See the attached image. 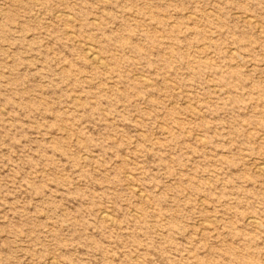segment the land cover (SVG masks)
I'll list each match as a JSON object with an SVG mask.
<instances>
[{
  "label": "rangeland",
  "instance_id": "rangeland-1",
  "mask_svg": "<svg viewBox=\"0 0 264 264\" xmlns=\"http://www.w3.org/2000/svg\"><path fill=\"white\" fill-rule=\"evenodd\" d=\"M262 169L264 0H0V264H264Z\"/></svg>",
  "mask_w": 264,
  "mask_h": 264
},
{
  "label": "bare ground",
  "instance_id": "bare-ground-1",
  "mask_svg": "<svg viewBox=\"0 0 264 264\" xmlns=\"http://www.w3.org/2000/svg\"><path fill=\"white\" fill-rule=\"evenodd\" d=\"M91 52V51H90ZM95 54V53H94ZM90 56V55H89ZM92 59H94V60H97V57H95V56H93V58ZM101 59V58H100ZM99 59V60H100ZM101 61V60H100ZM103 63V62H102ZM101 64V63H100ZM263 171H264V169H262ZM104 218H106V215H105V217ZM108 218V217H107Z\"/></svg>",
  "mask_w": 264,
  "mask_h": 264
}]
</instances>
